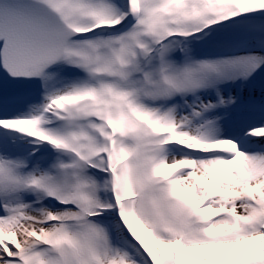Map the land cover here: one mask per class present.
<instances>
[{
  "label": "snow or ice",
  "instance_id": "obj_1",
  "mask_svg": "<svg viewBox=\"0 0 264 264\" xmlns=\"http://www.w3.org/2000/svg\"><path fill=\"white\" fill-rule=\"evenodd\" d=\"M0 264H264V0H0Z\"/></svg>",
  "mask_w": 264,
  "mask_h": 264
},
{
  "label": "bare ground",
  "instance_id": "obj_2",
  "mask_svg": "<svg viewBox=\"0 0 264 264\" xmlns=\"http://www.w3.org/2000/svg\"><path fill=\"white\" fill-rule=\"evenodd\" d=\"M256 86V85H255ZM256 87H258V86H256ZM257 94V93H256ZM258 95H259V93H258Z\"/></svg>",
  "mask_w": 264,
  "mask_h": 264
}]
</instances>
